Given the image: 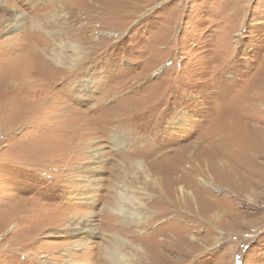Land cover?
Listing matches in <instances>:
<instances>
[{
	"label": "rangeland",
	"instance_id": "1",
	"mask_svg": "<svg viewBox=\"0 0 264 264\" xmlns=\"http://www.w3.org/2000/svg\"><path fill=\"white\" fill-rule=\"evenodd\" d=\"M60 43L87 59L57 66ZM32 53L54 85L21 71ZM119 192L145 217L112 214ZM113 233L128 264H264V0H0V264H110L94 253Z\"/></svg>",
	"mask_w": 264,
	"mask_h": 264
},
{
	"label": "bare ground",
	"instance_id": "2",
	"mask_svg": "<svg viewBox=\"0 0 264 264\" xmlns=\"http://www.w3.org/2000/svg\"><path fill=\"white\" fill-rule=\"evenodd\" d=\"M18 13V12H16ZM16 13H11L9 18H7L8 20H10L11 24L8 25L9 27L11 28H14V25L16 24L17 20L21 17H23L22 15L20 14H16ZM99 15V14H98ZM69 18V17H68ZM73 18V17H72ZM71 19V17H70ZM70 19H66L65 21V24L67 25L68 23H71L73 22L74 20H70ZM74 19V18H73ZM5 20V19H4ZM71 21V22H70ZM59 22V21H58ZM38 24V23H37ZM56 24V23H55ZM57 25V24H56ZM69 25V24H68ZM72 25V24H70ZM37 26H42V24H38ZM58 26V25H57ZM81 27V26H80ZM60 28V26H59ZM43 32H47L49 35H51L52 33H54L55 30L54 29V25L52 24H47V25H44V27L42 28ZM61 30V29H60ZM63 30V29H62ZM41 31V30H39ZM63 32V31H61ZM33 34V33H32ZM42 35V32H37V36H40ZM36 38V36H35ZM38 39L42 38V37H37ZM28 40V41H27ZM43 40V39H42ZM32 39L30 38L29 39H26V42L29 46V44L31 43ZM41 41V40H40ZM36 42V41H35ZM39 42V41H38ZM25 43V42H24ZM19 44V43H18ZM43 48V47H42ZM66 48H69L73 54H75L74 56L72 57H65V51H66ZM58 49H59V52H56L54 55L52 56H47L49 59H51L57 66H60V67H67L65 65V62L67 60H70V68L74 69L75 67H77L78 65H80L81 63H83L86 59H87V54L84 52V49L80 46V45H77V44H70L69 46H67L66 43H60L59 46H58ZM43 50V49H42ZM46 51V50H45ZM43 53V51H41ZM40 52V53H41ZM45 53V52H44ZM34 54V59L35 61H33L32 59L28 58V61L24 63H21L20 64V69L21 71L24 73V74H27V72L29 73V76L32 75L33 72H38L41 76L40 80H38L39 82L41 83H50L51 82V85H54L53 82L51 81L50 77H52L53 75H51V72L48 73V71H50L51 69H48L46 68V65L44 64L42 58H40L38 55V53H32ZM43 56V55H42ZM17 58V57H16ZM38 59H40L41 62H38ZM19 60V59H18ZM21 60V59H20ZM47 60V59H46ZM3 61V60H2ZM21 62V61H20ZM35 62L37 63V65L35 64ZM52 63V62H51ZM8 65V64H7ZM40 67L41 71L39 70ZM59 67V68H60ZM29 69V70H28ZM62 70V68H60ZM52 72H54L52 70ZM58 76V75H57ZM54 79V78H53ZM52 79V80H53ZM32 84V83H31ZM37 85V84H36ZM28 86V85H27ZM47 86V85H46ZM11 87V86H10ZM25 87V86H24ZM44 87V86H43ZM15 89V88H14ZM31 89V88H30ZM26 90V89H25ZM43 91V90H42ZM20 92V91H19ZM13 93V92H11ZM25 94L27 93H30L32 96H37V95H40L39 94V91L37 90H34V91H25L24 92ZM42 93V92H40ZM45 97V96H44ZM43 97V98H44ZM42 98V97H41ZM40 98V99H41ZM42 98V99H43ZM51 99V98H50ZM43 102V100H42ZM56 102V101H55ZM39 103V102H38ZM53 103V102H52ZM58 103V102H57ZM36 104V103H35ZM43 104V103H42ZM38 106V105H37ZM28 107V105H27ZM60 107V106H59ZM38 108V107H37ZM40 108V107H39ZM59 109V108H57ZM32 110V109H31ZM62 110V109H61ZM66 110V109H65ZM51 112V111H50ZM57 112V111H56ZM59 112V111H58ZM76 112V111H75ZM69 114V113H68ZM46 115V114H45ZM76 116V115H75ZM72 117V116H71ZM41 118V117H40ZM70 118V117H69ZM73 118V117H72ZM84 118V117H83ZM48 119V117H47ZM46 119V120H47ZM50 119V118H49ZM53 119V118H52ZM65 119V118H64ZM66 121V120H65ZM64 121V122H65ZM71 121V120H70ZM63 122V123H64ZM77 122V121H76ZM67 123V122H66ZM81 123V122H80ZM92 123H94V119L92 118ZM49 124V123H48ZM71 124V123H70ZM69 124V125H70ZM97 124V123H96ZM92 125V124H91ZM51 126V125H50ZM102 126V125H101ZM106 126V125H105ZM49 127V126H48ZM56 127V126H55ZM80 127V126H79ZM111 129V128H110ZM108 132V131H107ZM111 133V132H110ZM108 133L107 137L109 136H113L115 139H114V147H120L121 149L125 148L127 145L125 144V141L124 140V136H120L119 134H111ZM73 134V133H72ZM106 137V136H105ZM123 140H122V138ZM98 138V137H97ZM86 139V138H85ZM88 139V138H87ZM112 139V138H111ZM126 139V138H125ZM95 142V141H94ZM92 143L90 141H85V142H81L80 145H84L85 148H89V147H92L91 149L92 150H89V154L92 155L93 159H96V160H99L100 163L104 162L103 157H104V152H103V148L100 147V145H97L96 143ZM89 143L90 146H88L87 144ZM130 143V142H129ZM85 151V149H84ZM88 151V150H87ZM105 158V157H104ZM95 160V161H96ZM55 163V162H54ZM57 164V163H56ZM135 167H136V173H141L143 174L146 179L148 180L149 184L154 187V188H158L160 191L162 190L163 192V195H164V191L163 189L161 188V184L159 181H161V179H157L152 171L149 169V167L146 165V162L142 159H138L136 162H135ZM222 167V166H221ZM78 168V167H77ZM75 169V168H74ZM125 169L127 170L128 168H125L124 167V174L127 176L128 175V171L125 172ZM90 170V169H89ZM130 170V169H128ZM75 171V170H74ZM72 171V172H74ZM85 173V172H84ZM87 173V172H86ZM90 177V176H89ZM160 177V176H159ZM137 180V179H136ZM99 178H95V179H88L87 182L89 184V187L90 189L92 188H97L99 186ZM201 183L205 186H210L209 184L206 183L205 180H201ZM117 187V186H116ZM195 187V185H192V190H187L186 187L184 186H179V192H180V195H181V201H190L194 204H196L197 202L195 201V197H194V191H193V188ZM83 188V187H82ZM119 189H123V191H127V186L126 185H123L122 187L118 186ZM118 188L116 189V191H118ZM115 189V188H114ZM88 190V189H87ZM93 191V190H92ZM91 191V192H92ZM120 191V190H119ZM120 195L117 197V200H116V204L113 208L110 209V212L114 215H122L123 216H130V217H133V216H137L139 218H143L145 216L144 215V211H145V204L142 203V201L138 198V197H135V196H131L129 194H126V193H121L119 192ZM176 193V192H175ZM202 194V192H201ZM166 196V195H165ZM196 196V195H195ZM165 198V197H164ZM165 203H168L172 201V198H168V196H166L165 198ZM171 199V200H170ZM197 199V198H196ZM173 202V201H172ZM184 204V203H183ZM187 209V208H186ZM147 211V210H146ZM30 212V211H29ZM193 215V214H191ZM29 216V215H28ZM32 217V215H30ZM36 216V215H35ZM193 217V216H192ZM34 218V217H33ZM91 215H86L84 217H81L79 218L77 221L79 223L73 224V227H72V232H69L71 233V235L75 236V237H78L80 235L84 236L83 238V241H86L85 239H91L93 238L96 233L98 232V230L91 224ZM214 218H216L214 216ZM126 219V218H125ZM133 219V218H132ZM212 219V218H210ZM73 220V219H72ZM129 220V219H128ZM131 220V219H130ZM76 221V220H75ZM124 221V220H123ZM127 221V220H126ZM135 221V220H133ZM93 222V221H92ZM71 230V229H70ZM53 231V230H52ZM57 231V230H56ZM67 232V231H66ZM67 234V233H66ZM114 234V233H113ZM110 234V235H106L105 237L108 238V240L106 241L107 244H105V246H103V253H99L96 255V252L94 253V258L96 259L97 263H100L101 262V256H103V258H105V260H108L110 261V264H128V257L126 256L123 248L124 247H127L129 246V243L130 242H127L125 241V239H121L119 238V236H117L116 234ZM16 235V234H14ZM13 235V236H14ZM72 236V237H73ZM71 237V236H70ZM71 237V238H72ZM18 238V237H17ZM12 240V238H11ZM82 243H85V242H82ZM71 246V245H70ZM84 247V246H83ZM131 247V246H130ZM99 248V247H98ZM87 249V248H86ZM136 249V248H135ZM134 249V250H135ZM63 250V249H62ZM77 250V249H76ZM96 250V249H95ZM132 250V249H131ZM99 251V250H98ZM101 251V250H100ZM144 249L142 248H139L138 249V252H143ZM101 254V255H100ZM141 254V253H140ZM68 256V255H67ZM86 256V255H85ZM99 256V257H98ZM46 257V256H45ZM141 257V256H140ZM74 258V257H72ZM93 259V258H91ZM94 260V259H93ZM51 261V260H50ZM82 261V259H81ZM85 261V260H84ZM75 262V261H74ZM71 263V262H69ZM73 263V262H72ZM94 263V262H92ZM106 263V262H105Z\"/></svg>",
	"mask_w": 264,
	"mask_h": 264
}]
</instances>
